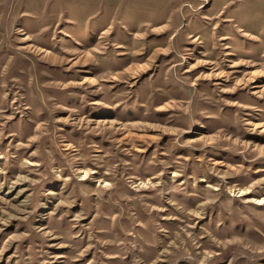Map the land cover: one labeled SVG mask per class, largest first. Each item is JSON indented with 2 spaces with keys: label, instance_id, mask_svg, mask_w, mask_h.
Masks as SVG:
<instances>
[{
  "label": "rangeland",
  "instance_id": "1",
  "mask_svg": "<svg viewBox=\"0 0 264 264\" xmlns=\"http://www.w3.org/2000/svg\"><path fill=\"white\" fill-rule=\"evenodd\" d=\"M0 264H264V0H0Z\"/></svg>",
  "mask_w": 264,
  "mask_h": 264
}]
</instances>
